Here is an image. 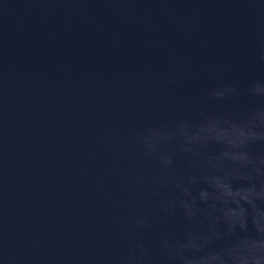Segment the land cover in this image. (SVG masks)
Listing matches in <instances>:
<instances>
[{"label":"water","instance_id":"obj_1","mask_svg":"<svg viewBox=\"0 0 264 264\" xmlns=\"http://www.w3.org/2000/svg\"><path fill=\"white\" fill-rule=\"evenodd\" d=\"M253 81L264 82V0H0V264H117L140 214L151 229L132 243L162 264L158 241L187 222L132 189L158 167L137 159L134 134L197 122L201 108L264 107ZM225 84L241 95L209 101ZM189 159L176 155L178 172ZM244 207V235L264 240V204ZM239 254L264 264L250 243Z\"/></svg>","mask_w":264,"mask_h":264},{"label":"clouds","instance_id":"obj_2","mask_svg":"<svg viewBox=\"0 0 264 264\" xmlns=\"http://www.w3.org/2000/svg\"><path fill=\"white\" fill-rule=\"evenodd\" d=\"M169 83L179 81L171 79ZM262 83L251 82L248 95L264 100ZM240 95L236 86L225 84L210 89L208 100L223 102ZM181 106L173 103L169 107L176 110ZM198 116L197 122L180 119L171 126L145 127L133 137L140 146L137 159H153L158 167L150 174L139 170L131 182L132 189L150 192L169 216L180 209L187 222L182 235L163 234L158 241L162 264H262L259 255L249 259L239 253L249 243L257 253L264 252V240L244 235L249 231L244 205L259 208L264 204V153L257 151L264 146V107L215 115L201 108ZM176 155L190 157L184 172L174 167ZM200 184L207 187L197 188ZM161 189H175L182 195L166 194ZM194 189L197 195H193ZM221 204L226 210H221ZM217 212L219 216L214 215ZM202 218L209 221V228L199 227ZM220 224L226 225V230L220 229ZM254 227L264 237L258 221ZM125 228L132 229L127 237L131 246L117 264H153L144 245L132 243L138 230L146 233L151 229L149 219L140 214L134 225L126 223Z\"/></svg>","mask_w":264,"mask_h":264}]
</instances>
